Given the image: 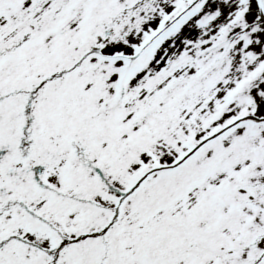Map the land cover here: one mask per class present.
I'll list each match as a JSON object with an SVG mask.
<instances>
[{
    "label": "snow or ice",
    "instance_id": "snow-or-ice-1",
    "mask_svg": "<svg viewBox=\"0 0 264 264\" xmlns=\"http://www.w3.org/2000/svg\"><path fill=\"white\" fill-rule=\"evenodd\" d=\"M0 264H264V0H0Z\"/></svg>",
    "mask_w": 264,
    "mask_h": 264
}]
</instances>
